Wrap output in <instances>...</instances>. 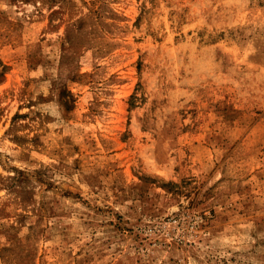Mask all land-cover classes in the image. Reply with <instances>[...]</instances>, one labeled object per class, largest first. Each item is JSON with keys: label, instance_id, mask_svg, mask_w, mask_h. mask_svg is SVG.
Masks as SVG:
<instances>
[{"label": "rangeland", "instance_id": "obj_1", "mask_svg": "<svg viewBox=\"0 0 264 264\" xmlns=\"http://www.w3.org/2000/svg\"><path fill=\"white\" fill-rule=\"evenodd\" d=\"M0 264H264V0H0Z\"/></svg>", "mask_w": 264, "mask_h": 264}]
</instances>
